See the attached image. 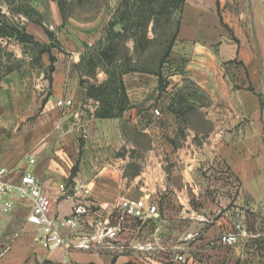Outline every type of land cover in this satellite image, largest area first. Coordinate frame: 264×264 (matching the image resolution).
<instances>
[{
  "label": "crops",
  "instance_id": "obj_1",
  "mask_svg": "<svg viewBox=\"0 0 264 264\" xmlns=\"http://www.w3.org/2000/svg\"><path fill=\"white\" fill-rule=\"evenodd\" d=\"M49 1L61 22L60 0ZM105 22L106 15L98 26L70 25L66 33L102 34ZM178 22L169 61L180 73L172 75L170 92H183L162 93L150 111L98 119L75 80L54 78L56 103L70 99L73 108L57 107L67 112L51 116L53 125L36 134L25 165L10 158L1 165L13 181L26 169L39 177L54 216L83 207L77 235L94 239L90 249L68 256L45 249L26 221L31 202L16 200L9 213L0 207V264H264V0H184ZM79 40L70 41L71 50L86 47ZM184 77L197 93L180 88ZM124 83L132 103L155 101L156 77L127 74ZM84 101L88 112L80 108ZM193 114L207 128L191 126ZM123 198L144 199L157 213L123 217ZM236 225L245 237L226 248L221 236ZM106 230L115 235L101 236ZM65 235L71 239L72 232Z\"/></svg>",
  "mask_w": 264,
  "mask_h": 264
},
{
  "label": "rangeland",
  "instance_id": "obj_2",
  "mask_svg": "<svg viewBox=\"0 0 264 264\" xmlns=\"http://www.w3.org/2000/svg\"><path fill=\"white\" fill-rule=\"evenodd\" d=\"M60 2L63 6V11ZM119 4L115 8H110L106 6L107 0H60L59 7L62 21L56 23L53 19L49 0L0 1V16L5 14L11 22L23 27L28 35L33 36L34 41L49 47L48 52L39 56L38 52L40 47L28 39H25V42L16 41L15 39L10 41H2L0 39L3 47L14 52L17 59L24 62V65L20 69L0 82L1 158H10L12 161L22 159L23 165H25L27 163L25 160L27 154L25 155L24 150L36 138V134L38 132L46 133V130L53 125L52 120L49 121V118L52 119L51 116L58 115L62 117L65 115L67 111L59 110L56 104L57 96H55L54 92V78L56 76L64 74L67 82L75 80L76 87L79 86L84 89L85 96L89 86H100V84L106 81L107 75L100 65H98L97 69L93 70L94 72H90L84 66L86 64H83V66L81 64L84 57L98 52L99 42L105 34L104 30L107 29L106 27H108L109 23L116 16ZM86 13L94 14L89 18H81ZM105 15L106 22L103 24L102 34L66 33L70 25L77 29L98 26L100 23L102 24ZM69 18L73 19L74 22L70 24L68 22ZM177 21L178 14L172 15L170 18L165 15L156 17L155 22L150 20L146 25V29L149 38L153 39V42L145 53L138 52L133 54L134 41L130 37L115 40V42L119 43L122 53H127L130 56L133 55L135 60L142 62L141 65L151 67L150 62L153 57L155 55H162L165 51L167 46L166 41L170 34L174 32ZM47 31L53 34L52 38L49 37ZM112 32L115 34L120 32V27H117V30ZM134 32V30H131L127 34ZM138 34H142L141 31ZM76 40L86 44V47L83 50H79V52L70 49V41L75 42ZM175 46L176 43L172 50H174ZM172 66V61H169L168 64H164L162 71L163 85L165 87L166 82L168 83L166 86L168 91L162 92L157 86V90L151 96L152 100L155 99V101H152L148 106L146 101H140L134 104L130 100L131 108L129 110L135 108L138 114H141L142 112L150 111L156 105V98L161 97L163 94H181L183 92L181 90L175 93L170 92V90L174 89L173 85H175L171 77L175 76L174 74L176 73H180L179 70H176ZM147 75L156 77L152 74ZM180 75L185 76L186 74L183 73ZM82 81L83 85H81ZM188 81L184 77L180 88L187 90L190 94L197 93L198 90ZM85 100L93 101L96 104V108L98 107V103L94 100L87 99L86 97ZM89 105V102L84 101L80 104V108L88 112ZM190 125L207 128L206 122L202 121L200 116H194V114L193 120H190ZM136 141L141 142V139L137 138ZM249 218V220H254L255 215L250 214ZM261 223L262 225H259V228L264 231V221ZM244 237L242 236L240 240L244 239ZM259 238H264V236L262 235Z\"/></svg>",
  "mask_w": 264,
  "mask_h": 264
},
{
  "label": "trees",
  "instance_id": "obj_3",
  "mask_svg": "<svg viewBox=\"0 0 264 264\" xmlns=\"http://www.w3.org/2000/svg\"><path fill=\"white\" fill-rule=\"evenodd\" d=\"M183 5L184 0H121L116 16L106 27L107 29L104 30L105 34L99 42L98 52L91 53L82 59L81 65L86 64L84 66L90 72H94L93 70L100 65L107 75L106 81L100 86L92 85L87 88L86 98L98 103L94 113L96 118H120L131 108V102L124 83V76L127 74L144 73L155 75L158 78V89L163 91L166 88L168 83L165 80L166 86L164 87L162 71L164 64L169 63L173 46L177 41L178 21L174 32L170 34L166 41L165 51L162 55L153 57L150 62L151 67L141 65L142 62L135 60L133 55L122 53L119 43L115 42V40L130 37L134 41L133 54L147 52L153 42V39H150L147 34L146 25L148 22L150 20L155 22V18L159 16L165 15L170 18L174 14H179ZM60 6H62L61 2ZM117 27H120V32L115 34L112 31H116ZM131 30L135 32L127 34ZM139 31L142 34H138ZM47 34L50 38L53 37L51 32L47 31ZM0 39L2 41L15 39L20 42H25L24 40L28 39L40 47L39 56L49 51L48 46L34 41L33 36L28 35L23 27L11 22L5 14L0 16ZM23 65L24 62L17 59L14 52L9 51L0 43V82ZM81 85H83V81Z\"/></svg>",
  "mask_w": 264,
  "mask_h": 264
},
{
  "label": "built area",
  "instance_id": "obj_4",
  "mask_svg": "<svg viewBox=\"0 0 264 264\" xmlns=\"http://www.w3.org/2000/svg\"><path fill=\"white\" fill-rule=\"evenodd\" d=\"M58 108L71 109L74 103L70 99L58 100ZM154 117L161 118L162 110H153ZM0 156V207L4 213H9L16 200H29L31 211L26 221L35 226L38 232L37 241L43 248L48 250H64L68 256L73 250L90 249V242L93 237L87 238L77 235L79 223L77 217L84 214L86 210L81 206H76L72 216L59 218L52 213V204L48 196L43 191L42 181L33 174L30 169L21 173L18 179L11 180L10 171L1 165ZM35 164L34 159H30L29 166ZM64 189V186L61 187ZM119 208L123 217L131 216L137 220H147L157 213L156 206H146L144 199L123 198L120 200ZM72 232L71 239L67 238L65 231ZM115 230H106L101 236H114ZM242 236H245L240 225H236L234 230L221 236V243L226 248L235 247ZM178 261H183L182 256L177 257Z\"/></svg>",
  "mask_w": 264,
  "mask_h": 264
}]
</instances>
